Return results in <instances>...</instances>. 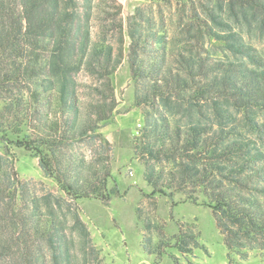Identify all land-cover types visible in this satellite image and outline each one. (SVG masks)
Listing matches in <instances>:
<instances>
[{
  "label": "trees",
  "instance_id": "16d2710c",
  "mask_svg": "<svg viewBox=\"0 0 264 264\" xmlns=\"http://www.w3.org/2000/svg\"><path fill=\"white\" fill-rule=\"evenodd\" d=\"M126 59L149 197L211 209L229 264L264 251V0H0V264L100 263L74 204L120 195L102 130ZM11 146L58 194L20 178ZM137 216L149 255L200 247L183 229L154 243Z\"/></svg>",
  "mask_w": 264,
  "mask_h": 264
},
{
  "label": "rangeland",
  "instance_id": "374dc122",
  "mask_svg": "<svg viewBox=\"0 0 264 264\" xmlns=\"http://www.w3.org/2000/svg\"><path fill=\"white\" fill-rule=\"evenodd\" d=\"M128 1L140 4L148 0ZM128 14L130 12L126 9L125 17ZM78 80L88 82L83 74ZM113 85L119 105L102 134L113 145L111 164L120 195L115 196L109 205L97 200H80L74 204L99 252V264H229L228 250L211 209L188 202L181 194L173 199L158 195L149 197L152 188L145 182L144 169L133 153V141L142 120L134 106L135 88L127 59L113 77ZM9 146L0 142V151L5 152ZM9 149L16 157L15 167L22 180L31 182L33 190L38 193L58 194V185L45 177L38 159L24 149L13 146ZM80 149L91 156L87 146ZM109 186L112 188L115 184L111 182ZM139 209H143L158 226L154 243H158V237L171 242L179 229H183L196 232L200 247L187 256L174 247L167 248L161 256L149 255L144 247L146 228L137 216ZM63 213H68L67 209ZM239 264H264V251L250 252L248 260L239 261Z\"/></svg>",
  "mask_w": 264,
  "mask_h": 264
},
{
  "label": "built area",
  "instance_id": "2783aa9c",
  "mask_svg": "<svg viewBox=\"0 0 264 264\" xmlns=\"http://www.w3.org/2000/svg\"><path fill=\"white\" fill-rule=\"evenodd\" d=\"M142 127V125L141 124H139V128H141Z\"/></svg>",
  "mask_w": 264,
  "mask_h": 264
}]
</instances>
